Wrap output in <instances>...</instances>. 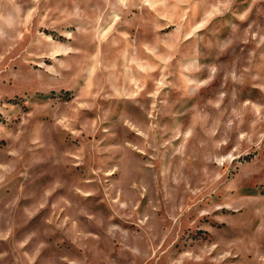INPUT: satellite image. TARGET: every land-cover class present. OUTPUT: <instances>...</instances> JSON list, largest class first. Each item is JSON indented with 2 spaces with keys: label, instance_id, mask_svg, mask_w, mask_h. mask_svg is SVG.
Masks as SVG:
<instances>
[{
  "label": "rangeland",
  "instance_id": "obj_1",
  "mask_svg": "<svg viewBox=\"0 0 264 264\" xmlns=\"http://www.w3.org/2000/svg\"><path fill=\"white\" fill-rule=\"evenodd\" d=\"M0 264H264V0H0Z\"/></svg>",
  "mask_w": 264,
  "mask_h": 264
}]
</instances>
